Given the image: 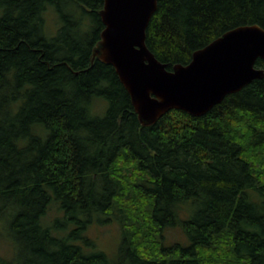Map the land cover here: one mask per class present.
Wrapping results in <instances>:
<instances>
[{"label":"trees","instance_id":"16d2710c","mask_svg":"<svg viewBox=\"0 0 264 264\" xmlns=\"http://www.w3.org/2000/svg\"><path fill=\"white\" fill-rule=\"evenodd\" d=\"M103 7L0 0V264H264V78L143 126L92 61ZM249 25L264 0H161L146 43L171 71ZM110 225L113 254L90 237Z\"/></svg>","mask_w":264,"mask_h":264},{"label":"water","instance_id":"95a60500","mask_svg":"<svg viewBox=\"0 0 264 264\" xmlns=\"http://www.w3.org/2000/svg\"><path fill=\"white\" fill-rule=\"evenodd\" d=\"M161 0H104V29L93 51L111 65L129 93L143 126L171 110L201 117L226 96L264 78V29L259 25L230 30L196 51L192 61L168 70L148 48L147 29Z\"/></svg>","mask_w":264,"mask_h":264},{"label":"rangeland","instance_id":"374dc122","mask_svg":"<svg viewBox=\"0 0 264 264\" xmlns=\"http://www.w3.org/2000/svg\"><path fill=\"white\" fill-rule=\"evenodd\" d=\"M49 23H53V25H55V20L53 17L49 19ZM53 25H50V29L52 30L50 35L55 33ZM93 228L90 237L95 241L97 249L105 251L108 254H113L117 252L121 239L119 237L118 226L110 225L98 228L95 227L94 229ZM9 249V241L2 236L0 239V252L6 254L8 253Z\"/></svg>","mask_w":264,"mask_h":264}]
</instances>
